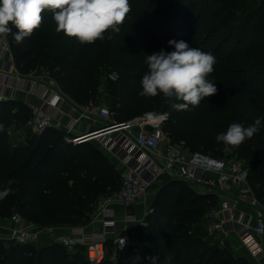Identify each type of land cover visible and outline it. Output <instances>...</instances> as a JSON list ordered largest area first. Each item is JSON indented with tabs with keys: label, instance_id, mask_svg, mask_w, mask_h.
<instances>
[{
	"label": "trees",
	"instance_id": "1",
	"mask_svg": "<svg viewBox=\"0 0 264 264\" xmlns=\"http://www.w3.org/2000/svg\"><path fill=\"white\" fill-rule=\"evenodd\" d=\"M129 3L131 11L122 26L131 27L130 40L141 41L152 53L161 49L173 51L169 40H184L192 47L210 52L216 64L208 79L218 89L211 97L219 111L239 119L247 102L251 113L244 114L240 124L248 127L261 119L259 131L232 148L240 159L248 160V182L264 208V0H129ZM15 32L12 28V33ZM12 33L5 35L22 74L47 68L48 76L63 93L82 106L96 107L104 96L113 122H125L147 111H162L150 110L153 107H171L164 96L160 98L162 94L138 95L143 70L135 72L131 64L122 66L124 61L119 55L130 46L123 48L118 33L109 32L111 39L99 45L100 54L86 70L80 68L83 52L79 51L86 44L63 32L57 33L51 11L45 10L41 26L23 42L18 44ZM103 73L118 74L100 86ZM30 114L31 108L22 101H0V124L4 125V131L0 132V190L12 189L9 196L0 200V215L17 208L16 212L27 222L38 226L85 227L99 197L107 190L112 194L120 189L114 166L97 144L74 145L68 141L70 134L61 130L56 135L57 128L53 127L41 134L34 133L36 142L32 148L15 146L9 151L11 129H25ZM168 122L169 119L164 127ZM197 122L192 136L184 133L181 138L191 149L188 151L220 157L219 153L230 148L215 140L218 133L212 129V112L203 113ZM43 143L48 145L41 154ZM9 180L15 183L9 185ZM163 180V189L171 193L170 198L176 204L171 222L166 225L169 232L135 225L127 233L136 242L122 250V256L115 262L106 260V256L100 264H249L244 257L234 254L227 241L218 246L207 236L204 217L216 205L213 194L193 193L182 181L168 177ZM178 183L177 189L174 186ZM2 241L0 264H89L80 245L66 251V247L49 240L36 250L34 244ZM105 246L108 255L113 248L112 239H107ZM153 257L156 259L152 260Z\"/></svg>",
	"mask_w": 264,
	"mask_h": 264
},
{
	"label": "built area",
	"instance_id": "2",
	"mask_svg": "<svg viewBox=\"0 0 264 264\" xmlns=\"http://www.w3.org/2000/svg\"><path fill=\"white\" fill-rule=\"evenodd\" d=\"M0 52L8 53L10 60H14L6 35L0 36ZM109 77L114 79L116 75L112 73ZM16 80L15 90L37 95L38 102L29 106L31 114L27 127L35 134L50 127L62 129L70 134L68 141L74 145L96 141L105 153L120 163L121 185L118 191L97 205L88 225L99 224L101 228L89 235L84 227L74 229L73 234L56 233L57 228L27 222L15 212L10 217L13 227L5 236L0 235L1 239L17 244H36L42 235H46L69 250L84 246L89 264H100L107 256L105 242L109 235H113V251H122L131 245L128 225L136 223L137 218L135 214L125 212L124 224L120 225L115 217V207L147 205L148 190L168 177L214 195L216 205L210 207L204 217L209 238L222 240L234 234L250 248L252 259L264 258V208L249 185V168L244 160L162 146L168 112L147 111L125 122H113L105 104L96 107L79 105L49 76L27 77L17 72ZM8 98L0 93V101ZM243 205L257 211L252 223L251 217L245 223L239 218V207ZM147 206L146 211H152L150 205ZM146 211L140 220L145 225Z\"/></svg>",
	"mask_w": 264,
	"mask_h": 264
},
{
	"label": "clouds",
	"instance_id": "3",
	"mask_svg": "<svg viewBox=\"0 0 264 264\" xmlns=\"http://www.w3.org/2000/svg\"><path fill=\"white\" fill-rule=\"evenodd\" d=\"M51 11L56 32L75 38L80 44L103 40L105 33H118L120 25L131 11L129 0H0V36L12 33L19 44L41 26L43 13ZM111 39V36H108ZM173 51L154 52L146 56L147 71L141 79V97L166 98L173 110H188L198 106L205 97L217 94L214 82L208 79L214 72L216 58L210 53L190 46L184 40H169ZM261 119L245 127L231 123L226 132L215 137L225 147H238L256 134ZM4 125L0 124V132ZM15 183L9 180L8 184ZM12 192L10 187L0 190V200ZM155 260L156 258H151Z\"/></svg>",
	"mask_w": 264,
	"mask_h": 264
},
{
	"label": "rangeland",
	"instance_id": "4",
	"mask_svg": "<svg viewBox=\"0 0 264 264\" xmlns=\"http://www.w3.org/2000/svg\"><path fill=\"white\" fill-rule=\"evenodd\" d=\"M120 31L118 34L121 36V42L123 45V48H127L130 46V49H124L119 55V58L124 61L122 66L125 64H131L132 66L135 67V72H139L140 70H143V74L147 71V66L145 64L146 56L153 54L146 45H144L141 41L138 40H130L129 38V33L132 31L131 27H123L122 25L119 26ZM110 32V30H109ZM109 32L105 33V38L103 40H97L94 43L91 44H86V46L82 49H79V51L83 52V62L82 66L80 67L81 70H86L90 69L92 66H90L91 61L96 58L100 52L101 49L99 48V45L108 38ZM19 70V69H18ZM19 73L20 70H19ZM24 75H27V77H34V76H41V77H48L47 73V68L43 67L40 68L37 72L33 73H23ZM118 73H116L117 75ZM112 80V78L109 77V75L103 73L102 76L100 77V86L103 84H107L108 81ZM129 84H132L133 81L128 80L127 81ZM102 90L100 89V92ZM102 94V92H101ZM163 94L160 96L162 98ZM94 104V103H92ZM105 104L108 107V104L106 103V98L102 96V101L99 103V105ZM98 105V106H99ZM162 108H155L153 107L150 110H162L166 111L169 113V122L168 124L164 127V140L162 146H174V147H179V148H184L187 150H191L189 147H186V141H183L181 138L182 136H185L184 133H187V136H192L194 133V128L198 125L197 119L201 117V115L207 111L212 112L213 114V122H212V129L216 133H222L226 132L228 126L231 123H240V120H243V115L246 114L247 116L251 113L250 105L246 102L243 104V112L239 116V119L235 118L234 116L230 115H225L223 112L219 111L220 108L217 105V103L212 99V97H205L204 100L196 107L189 106L188 110H181V111H176L173 110L172 107L165 108L164 105H162ZM98 122H96L97 124ZM62 129H57V134L61 131ZM264 133V129H263ZM262 133V134H263ZM55 135V136H56ZM112 138H114V135H112ZM36 142V137L34 133L27 127L25 129H20V130H14L11 129L10 131V137L8 140V150L10 151L13 147L15 146H26L28 148H32L35 145ZM92 143L97 144L96 141H92ZM48 143H43L42 145V152L41 154L45 153L46 147ZM98 145V144H97ZM85 152V151H83ZM103 155L107 158L110 164L114 166L115 169V178L116 182L118 181V184H121V172H122V167L120 163L116 160V158L112 157L111 154L108 153H103ZM218 156L221 158L224 157H237L238 153L234 152V148H225L222 153H219ZM244 162L247 164L248 160L242 159ZM164 180L161 181L160 183L155 184L152 186L146 195L147 199V205H150V209L152 211H146V207H148L146 204H135L128 206L123 209L121 207L120 211V219L119 221L120 225H123V215L125 212L135 214V217L137 218V222L134 224L128 225V230L127 232L129 233V230L131 227L135 225H142L143 227L150 228L154 231H163V232H169L167 230L166 225L171 222V216L172 214L175 213L176 211V204L175 201H173L170 198L171 193L166 192L163 189V184ZM183 183L186 185L187 189L190 192L193 193H210L208 190H204L198 186H195L193 184H188L183 181ZM180 184H175V188L178 189ZM111 192L108 190L105 192V194L101 195L99 197V201L97 205L102 202L105 198H107ZM18 211L17 208H14L9 214L5 215H0V223L6 222L8 223L10 221L11 214ZM148 212V215L146 216L147 220V225L142 224V215L144 212ZM117 214L118 212L115 211ZM115 214V217L117 218V215ZM26 218V217H25ZM130 226V227H129ZM73 229V228H72ZM7 233H1L0 235H6ZM131 244L135 243V239L129 235ZM1 239V238H0ZM2 242L7 244L9 241L5 239ZM51 240L49 237L46 235H42L39 241L34 244L36 250L39 248V246L42 244L43 241H49ZM211 241L214 244H217L218 246H221L222 243L224 242L223 240H220L218 238H211ZM83 247V252H85V248ZM64 250L66 251H71L67 248ZM123 254V251H113L109 250V254L107 255L106 260H110L115 262L119 257H121Z\"/></svg>",
	"mask_w": 264,
	"mask_h": 264
},
{
	"label": "crops",
	"instance_id": "5",
	"mask_svg": "<svg viewBox=\"0 0 264 264\" xmlns=\"http://www.w3.org/2000/svg\"><path fill=\"white\" fill-rule=\"evenodd\" d=\"M17 72L19 73L18 68L15 65L14 60H10V56L8 53L0 52V93L5 95V97H11V99H15L18 101H22L28 106L36 104L37 101V95L34 93H27L26 91L22 89H16L18 82L16 80ZM10 99V98H8ZM116 211L118 212L117 215V222L121 221L120 219V211L121 207L117 206L115 207ZM239 218L245 223L248 222L249 218H252L251 223L257 216V211L253 208L247 207V206H240L239 207ZM13 227V224L9 221L8 223L3 222L0 223V234L1 233H7L11 228ZM85 232L89 235L94 230L100 229L101 226L99 224L95 225H87L84 227ZM56 233H65V234H73L74 228H57ZM113 235H109L108 239H112ZM223 241H227L230 244L231 249L233 250L234 254L236 256H242L244 257L249 264H264V258L262 259H252L250 257V248L247 245H244L242 239H240L238 236L232 234L229 237L222 239Z\"/></svg>",
	"mask_w": 264,
	"mask_h": 264
},
{
	"label": "water",
	"instance_id": "6",
	"mask_svg": "<svg viewBox=\"0 0 264 264\" xmlns=\"http://www.w3.org/2000/svg\"><path fill=\"white\" fill-rule=\"evenodd\" d=\"M150 130V128H148Z\"/></svg>",
	"mask_w": 264,
	"mask_h": 264
}]
</instances>
